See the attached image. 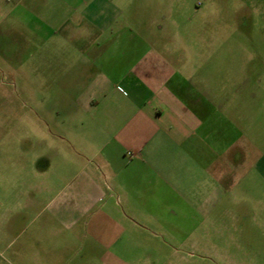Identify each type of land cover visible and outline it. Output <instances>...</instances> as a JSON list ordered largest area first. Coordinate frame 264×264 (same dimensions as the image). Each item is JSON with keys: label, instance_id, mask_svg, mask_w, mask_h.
<instances>
[{"label": "crops", "instance_id": "0c3cea01", "mask_svg": "<svg viewBox=\"0 0 264 264\" xmlns=\"http://www.w3.org/2000/svg\"><path fill=\"white\" fill-rule=\"evenodd\" d=\"M6 1L29 13L15 20L25 51L40 56V86L85 90L60 101L65 120L40 129V149L31 129L0 128V228L30 216L55 232L59 253L86 250L84 264H155L170 262L208 216L254 210L248 187L264 186V147L251 137L256 118L264 127L262 75L243 77L232 95L222 80L181 94L166 52L145 47L119 5L109 14L98 0ZM45 6L62 14L33 10Z\"/></svg>", "mask_w": 264, "mask_h": 264}, {"label": "rangeland", "instance_id": "374dc122", "mask_svg": "<svg viewBox=\"0 0 264 264\" xmlns=\"http://www.w3.org/2000/svg\"><path fill=\"white\" fill-rule=\"evenodd\" d=\"M98 1L109 14L119 5L129 30L144 35L145 47L166 52L168 65L177 72L173 85L181 94L183 87L194 94L200 82L214 86L222 80L226 95L245 76L264 77V0ZM109 1H113L111 9H104ZM11 7L0 0V128L31 129L32 148L40 149L44 145L40 129L46 125L56 129L65 120L60 101L74 102L85 88L40 86V56L25 51V30L15 20L17 14L28 20L29 13L19 7L13 14ZM34 9L47 18L63 11L54 6ZM255 120L251 137L264 147V127L260 118ZM248 188L254 205L250 214L230 211L208 216L186 244H175L170 262L158 259L155 264H264V186L252 182ZM26 220L0 228V264H84L86 250L65 247L61 254L52 242L54 231L31 226L30 216Z\"/></svg>", "mask_w": 264, "mask_h": 264}]
</instances>
